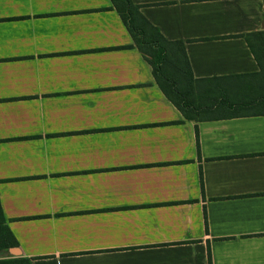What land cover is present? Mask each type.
I'll use <instances>...</instances> for the list:
<instances>
[{"label": "crops", "instance_id": "obj_1", "mask_svg": "<svg viewBox=\"0 0 264 264\" xmlns=\"http://www.w3.org/2000/svg\"><path fill=\"white\" fill-rule=\"evenodd\" d=\"M195 79L257 74L264 0H131ZM0 207L30 264H264V118L186 120L110 0H0Z\"/></svg>", "mask_w": 264, "mask_h": 264}, {"label": "trees", "instance_id": "obj_2", "mask_svg": "<svg viewBox=\"0 0 264 264\" xmlns=\"http://www.w3.org/2000/svg\"><path fill=\"white\" fill-rule=\"evenodd\" d=\"M113 9L131 36L134 46L151 68L153 79L184 119L258 115L264 118V87L255 97H232L245 78L264 77V32L243 36L260 71L227 79H195L181 42L165 40L141 15L131 0H110ZM259 42L258 49L253 41ZM253 110L252 113H246ZM18 246L9 231L0 207V251ZM0 264H30L25 258L0 259ZM208 264H211L208 254Z\"/></svg>", "mask_w": 264, "mask_h": 264}, {"label": "rangeland", "instance_id": "obj_3", "mask_svg": "<svg viewBox=\"0 0 264 264\" xmlns=\"http://www.w3.org/2000/svg\"><path fill=\"white\" fill-rule=\"evenodd\" d=\"M254 46L258 49L259 42L254 40ZM262 87H264V77L260 78H245L242 82L240 88H232L231 95L234 98L237 97H255L262 92ZM253 110H247L246 113H252Z\"/></svg>", "mask_w": 264, "mask_h": 264}]
</instances>
